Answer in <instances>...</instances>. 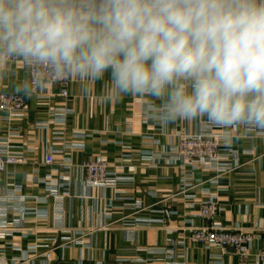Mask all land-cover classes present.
<instances>
[{"label":"crops","instance_id":"crops-1","mask_svg":"<svg viewBox=\"0 0 264 264\" xmlns=\"http://www.w3.org/2000/svg\"><path fill=\"white\" fill-rule=\"evenodd\" d=\"M0 78V89L19 92L28 105L26 116L11 123L5 120L6 114L0 112V141L9 139L33 159V163L6 167L0 181V197L5 199V195L17 187L20 190L15 191L10 203L20 202L21 195L25 197L24 205L36 206L47 212L43 220L26 215L20 229L14 230L11 237L0 240V256L8 262L18 258L17 264H39L46 261L43 253L50 249L48 264H141L137 260L149 257L148 250L164 247L167 238L174 237L187 220L191 219L194 226L207 224L206 220L194 216L197 206H187V202L193 196L200 197L205 188L216 194L223 207L216 217L217 222L229 229L241 227L253 231L259 236L256 247L264 245V130L236 126L234 146L243 153L240 157L242 165L219 177L216 183L206 181L215 175L213 171H189L187 179L193 188L185 192L192 195L188 197L180 192L183 175L177 162H163L150 167L146 164L149 161L146 156L139 153L140 150H151L160 154L158 152L168 139L167 135H158L160 145L143 143L141 134L149 132L151 124L145 125L142 119L147 103L152 101L133 95L111 96L107 74L103 80L91 84L87 91L80 82L70 78L67 105L73 112L67 116V130L95 132L86 138L83 150L74 151L73 160L79 162L101 155L117 165L121 163L124 152L118 142L132 145L134 152L127 164L134 166V182L121 186L124 190L122 196L130 195L142 204V209L133 213V205H129L128 200L119 199L109 205L111 189L87 188L84 172L42 163L45 133L37 129L35 123L48 119L51 109L61 110V97L54 94L50 100L39 101L30 93L22 92L18 84L29 80L25 65L14 63V67ZM52 91L57 93L58 88L54 87ZM204 122L177 120L168 128L171 131L180 124L195 131ZM130 127L133 133L127 132ZM34 169H38L37 174ZM49 172L68 188V195L57 199L46 191L43 183L37 181ZM64 190L61 188L59 192ZM37 197H44V203L36 204ZM58 206L62 213L60 224L55 221ZM15 216L17 212L10 210L8 217ZM134 217L151 219V222L134 224ZM171 229L173 232L169 235L168 230ZM79 230L82 231L81 243L62 245L63 237L77 236ZM186 257L190 264H253L252 260L239 262L229 248L221 251L200 244L190 245Z\"/></svg>","mask_w":264,"mask_h":264},{"label":"clouds","instance_id":"clouds-1","mask_svg":"<svg viewBox=\"0 0 264 264\" xmlns=\"http://www.w3.org/2000/svg\"><path fill=\"white\" fill-rule=\"evenodd\" d=\"M17 60L46 70L37 84L107 74L164 126L264 130V0H0V76Z\"/></svg>","mask_w":264,"mask_h":264},{"label":"built area","instance_id":"built-area-1","mask_svg":"<svg viewBox=\"0 0 264 264\" xmlns=\"http://www.w3.org/2000/svg\"><path fill=\"white\" fill-rule=\"evenodd\" d=\"M15 64L25 65L21 60L14 62ZM26 66V65H25ZM27 67V66H26ZM29 80L33 83V88L30 95L39 101L50 100L54 94L62 99L61 110L51 109L48 119L40 120L35 123V127L45 133L44 135V156L42 163L44 165H59L65 169L84 172L85 186L87 188L98 187L103 191L106 189L112 190V197L109 200V205L116 200H128L129 205H133L136 213L142 209V204L139 200H134L130 195L122 196L123 184H133L134 182V166L128 165V160L132 157L134 148L129 143H118L124 149L121 155V163L117 165L111 164L104 156L88 157L82 161L76 162L73 160L74 151L83 150L85 148V140L95 133L87 129L67 130L66 119L73 112L72 108L67 105L69 96L68 84L70 78L52 79L48 82L37 84L45 74V69L38 67H27ZM1 86V78H0ZM58 88L57 93L52 89ZM152 102L146 105V112L143 116L142 123L151 127L149 132L141 134L144 144L160 145L158 135H167L168 139L160 154L149 150H140V154L149 160L146 164L150 167H156L160 163L171 161L177 162L181 168L183 178L181 179L180 192L184 195L192 197L185 192L193 185L188 182V172L195 170L213 171L215 175L206 181L216 183L218 178L229 174L238 169L241 165V155L243 154L234 146V138L236 137V126L218 127L211 126L206 122L200 123L195 131L190 130L187 126L176 124L169 131L168 125L164 126L151 116ZM28 109L27 102L23 95L17 91H6L0 89V112L6 114L5 120L11 123L14 120H21L26 116ZM127 132L133 133L132 127L127 129ZM32 158L20 150V147L12 144L9 139L0 141V181L2 175L8 165L29 164L33 163ZM125 163V164H124ZM35 174L38 169H34ZM40 183L45 185L46 191L61 199L62 195H68L67 187L63 182L55 180L49 172L46 175L37 178ZM204 181H201L202 183ZM122 185V186H121ZM65 189L61 193L59 190ZM20 190L15 187L12 192L5 195V199L0 197V240L11 237L14 230L20 229L24 222V217L30 214L36 218L44 219L47 212L44 209L36 206H26L23 204L24 196L20 195V202H9L15 197V191ZM185 196V197H186ZM36 204L44 203V197H37ZM16 200V199H15ZM188 208L197 206L195 217L204 219L207 224L194 226L191 219L187 220V224L179 227L176 235L167 238V244L162 248L148 250L149 257L137 260L141 264H190L186 257V250L190 245L200 244L205 248L216 247L221 251L227 248L231 249L239 262L247 263L249 260L253 264H264V245L256 247L259 236L253 231L235 227L229 229L216 221V217L223 207L218 202L216 194H211L206 188L202 189L201 196L187 202ZM10 210L16 211L17 216L8 217ZM96 210V205L94 207ZM170 213V212H168ZM55 221L57 224L62 222L61 207L58 206L56 211ZM135 223H149L151 219L134 217ZM104 226V225H102ZM65 227H63L64 229ZM169 235L173 230H168ZM82 231L77 232V236L63 237V246L69 244L81 243ZM50 250V249H49ZM43 253L46 261L50 259V251ZM46 261L39 264H48ZM18 258H13L8 262L4 257L0 256V264H17ZM33 264V263H31ZM81 264V263H80ZM96 264H102L98 262Z\"/></svg>","mask_w":264,"mask_h":264},{"label":"rangeland","instance_id":"rangeland-1","mask_svg":"<svg viewBox=\"0 0 264 264\" xmlns=\"http://www.w3.org/2000/svg\"><path fill=\"white\" fill-rule=\"evenodd\" d=\"M145 111H146V108H145ZM145 115V114H144Z\"/></svg>","mask_w":264,"mask_h":264}]
</instances>
